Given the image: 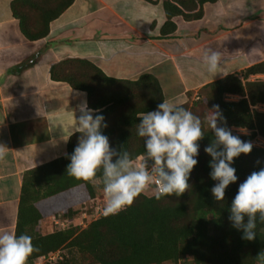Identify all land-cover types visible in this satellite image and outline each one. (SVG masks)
Returning a JSON list of instances; mask_svg holds the SVG:
<instances>
[{
	"label": "trees",
	"instance_id": "1",
	"mask_svg": "<svg viewBox=\"0 0 264 264\" xmlns=\"http://www.w3.org/2000/svg\"><path fill=\"white\" fill-rule=\"evenodd\" d=\"M162 1L167 18L162 28L165 36L176 30L175 17L200 19L203 6L218 0ZM74 2L14 0L10 8L23 37L35 42L48 36L50 24ZM51 78L87 94L88 107L98 110L94 116L105 118L107 127H102L101 132L109 138L112 148L123 147L134 162L143 157L146 149L144 138L137 135L138 116L156 110L164 101L153 75L144 74L136 81L117 80L87 60L67 59L52 67ZM187 95L189 100L182 106L204 121L205 136L198 141V164L190 173V188L181 196L156 199L155 186L150 185L149 195L140 194L117 215L101 216L83 229L70 227L42 235L39 225L43 220L62 214L72 221L81 212L79 206L96 200L95 185L67 173L81 133L70 137L64 156L24 172L15 234L31 236L39 249L28 264L62 250H68L69 255L46 264H178L182 259H190L192 264H257V254L264 251V223L257 221V236L248 241L242 239L241 230L232 226L229 216L239 185L253 171L264 168V146L254 143L258 138L264 141V112L257 108L264 106V62L245 69L240 76L228 75L203 86L195 98L190 92ZM230 96L238 99L230 100ZM217 105L227 122L225 125L218 121V125L253 144L251 153L234 158L231 166L238 179L225 190L223 201H217L212 194L218 181L210 176L211 157L204 151L214 139L205 118ZM238 129L249 133L239 134ZM99 191L103 192L102 184Z\"/></svg>",
	"mask_w": 264,
	"mask_h": 264
},
{
	"label": "crops",
	"instance_id": "2",
	"mask_svg": "<svg viewBox=\"0 0 264 264\" xmlns=\"http://www.w3.org/2000/svg\"><path fill=\"white\" fill-rule=\"evenodd\" d=\"M13 1L0 0V232L15 233L24 172L64 156L79 133L77 105L87 94L53 81V66L80 59L117 80L151 74L164 100L182 105L189 92L195 98L203 86L264 62V0L207 3L200 19L175 17L176 30L165 36L162 0H75L35 42L21 34ZM207 49L223 54L214 77L202 63Z\"/></svg>",
	"mask_w": 264,
	"mask_h": 264
},
{
	"label": "clouds",
	"instance_id": "3",
	"mask_svg": "<svg viewBox=\"0 0 264 264\" xmlns=\"http://www.w3.org/2000/svg\"><path fill=\"white\" fill-rule=\"evenodd\" d=\"M202 63L209 75L214 77L222 63L223 54L207 49L202 54ZM86 97V93L80 94ZM75 116V131L81 133L78 144L70 156L67 166L69 176L93 185H103L105 207L103 215H117L131 206L134 200L150 185H155V198L181 196L190 185V173L198 164V141L205 136L200 117L181 104L164 100L157 109L138 116L137 135L144 138L146 152L140 163H135L127 150L110 146L109 138L102 134L103 115H93L87 100H82ZM214 133V139L204 151L211 157L210 176L218 183L211 189L217 201H223L225 190L237 181L234 158L249 154L253 144L232 134L226 125L219 106H214L205 118ZM67 140V139H65ZM5 146L0 145V159L6 155ZM149 161L151 166L149 167ZM98 173L100 174L98 176ZM229 220L232 226L241 230L242 239L256 238L257 221L264 223V168L253 171L238 187L231 202ZM32 237L17 236L14 232H0V264H28L34 252ZM257 264H264V251L256 256Z\"/></svg>",
	"mask_w": 264,
	"mask_h": 264
},
{
	"label": "rangeland",
	"instance_id": "4",
	"mask_svg": "<svg viewBox=\"0 0 264 264\" xmlns=\"http://www.w3.org/2000/svg\"><path fill=\"white\" fill-rule=\"evenodd\" d=\"M259 111H262L264 112V106H258L257 107ZM237 133L239 134H243V135H247L249 132L246 131V130H241V129H238L236 130ZM255 145L256 146H260V147H263L264 146V141L260 138H258L255 142ZM97 190H98V193H97V197H96V200H95V203H89L88 205H86V210H84V206H79L77 209L78 211H81L79 212L80 214L73 218L72 221H73V224H75L76 226H79L80 223L83 222V225L84 226H87L93 219V217H90L89 215H92L93 212L91 211V207L95 206L96 205H102L103 207H105V196H104V192H101L99 191V188L101 186L100 185H95ZM144 194H148L149 195V191L148 189H146L144 192ZM83 208V209H82ZM82 209V210H81ZM83 213H87V218H84L83 217ZM60 216L63 218V215L60 214ZM60 226H54L53 225V222L51 220V218H47L45 220H43L40 225H39V233H41L42 235L44 234H49V233H52L53 231L59 229ZM81 228V227H80ZM61 254L63 256H67L69 255V251L68 250H62L61 251ZM75 255V253H73ZM178 264H192V261L190 259H182L178 262Z\"/></svg>",
	"mask_w": 264,
	"mask_h": 264
},
{
	"label": "built area",
	"instance_id": "5",
	"mask_svg": "<svg viewBox=\"0 0 264 264\" xmlns=\"http://www.w3.org/2000/svg\"><path fill=\"white\" fill-rule=\"evenodd\" d=\"M142 161V157H139L135 163H140ZM151 161H149V167L151 166ZM155 186V185H154ZM92 204L95 203V200L91 202ZM91 211L93 212L92 215H89L90 217H93L92 221H95L96 219H98L99 217L101 216H104L103 215V209L104 207L102 205H96L91 207ZM83 217L84 218H87V213H83ZM52 222H53V225L54 226H60L59 229L57 230H65V229H69L70 227H81L82 229L83 228H86L87 226H84L83 225V222L79 224V226H76L75 224H73V221H70V220H66L64 218H62L60 215H57V216H52L51 218ZM63 258V255L61 254V251H58L56 253H52V254H49L47 256H43L37 260H35L32 264H46V263H56L58 260H62Z\"/></svg>",
	"mask_w": 264,
	"mask_h": 264
}]
</instances>
